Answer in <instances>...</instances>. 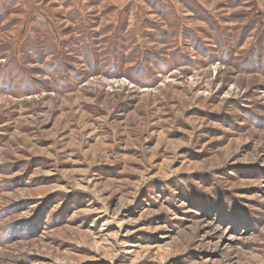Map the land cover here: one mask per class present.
Instances as JSON below:
<instances>
[{"label":"rangeland","instance_id":"rangeland-1","mask_svg":"<svg viewBox=\"0 0 264 264\" xmlns=\"http://www.w3.org/2000/svg\"><path fill=\"white\" fill-rule=\"evenodd\" d=\"M148 1L0 0V264H264V0Z\"/></svg>","mask_w":264,"mask_h":264},{"label":"trees","instance_id":"trees-1","mask_svg":"<svg viewBox=\"0 0 264 264\" xmlns=\"http://www.w3.org/2000/svg\"><path fill=\"white\" fill-rule=\"evenodd\" d=\"M148 2H150V5L152 6V8H153V11H154V13L155 14H157V15H160V16H163L164 18H166L168 21H169V24L170 25H168L170 28H176L175 27V25H174V22L172 21V20H170L171 18H169L168 16V8H166V6H164L160 1H156V0H151V1H148ZM194 14H197L198 16H199V14H200V17L205 21V22H207L208 24H210V18L208 17V15H205V12L204 11H201V10H199V13H198V11H195V12H193ZM262 17H263V13H258V14H255V24H257V26H259L260 28L262 27L263 29H261V30H259V34L258 35H260L261 36V41H256L255 40V42H254V47H253V49H251V52H250V57H249V61L251 60V59H255L256 60V62H253V64H255L256 66L253 68V70H256V69H261V70H264V19H262ZM254 20V19H253ZM211 24H213L212 22H211ZM77 30V29H76ZM86 29H84V28H80V30L78 31L79 32V34L80 35H82V37H80V40H82L83 41V38H88L89 39V37L88 36H90V39H93L94 37L93 36H91V34L89 33H87L86 31H85ZM121 34V33H120ZM118 37V36H117ZM94 40V39H93ZM118 40H119V42H121V43H126V39L124 38V39H122L120 36H119V38H118ZM159 40V39H158ZM161 41H164V38L162 39H160ZM157 41V40H156ZM93 42L94 41H92V44H91V42H89V41H86V43H85V46H89V45H93ZM118 42V44H116L115 46H113V47H111V48H109L108 49V52H105L104 54H106V56H107V54H111V59L112 60H115L116 62L118 61L119 62V60H120V63L121 64H123L124 63V60H125V58L123 59V56H124V54H125V50H126V46L125 47H122L124 44H121V43H119ZM189 42H193V43H196V41L193 39V38H191L190 37V41ZM217 42V41H216ZM218 43V42H217ZM52 45L53 44H51V42H48L47 44H46V46H45V48H46V54H47V56L49 55H53V52L55 53V49H56V46L55 45H53V48H52ZM233 49V47L231 46V45H229L228 47H226V48H222L221 50H220V52L219 53H221V57L219 58V60L220 61H222V62H227V58H222V56H224L225 55V53H227L228 52V50H230V49ZM31 49H34V48H31ZM125 49V50H124ZM44 50V49H43ZM107 51V50H106ZM123 51H124V53H123ZM255 54H258L257 56V59H256V56H255ZM248 55V56H249ZM26 57H28L27 55H26ZM58 57V56H57ZM54 58V56H53V58H52V62H51V64H50V66H48L49 67V69L51 70V69H53V70H57L58 72H59V74L61 73V70H63V68H64V58H62V57H58V58ZM93 57V54L92 55H90L89 57L87 56L86 58H85V60L86 61H90L91 59L90 58H92ZM64 61V62H63ZM27 63H29L28 61H27ZM136 66H138V65H136L135 64V66H133L132 68H129L128 70H127V72L128 73H132V71L134 70L133 68H135ZM7 67V68H6ZM19 63H18V61L17 60H13V61H9V63H6L5 64V66H4V68L3 67H1L0 68V73L3 71V72H7V73H9L10 74V76H11V81L14 79V78H18V80H19V84L17 85V87H19L20 89L21 88H23V81L22 80H26L27 79V77H26V74H25V72L22 70V69H20L21 67H19ZM90 67H94V65L92 66H90ZM65 70V69H64ZM122 71V68L121 67H119V71ZM260 70V71H261ZM52 72H54V71H52ZM126 72V71H125ZM62 73H64L63 71H62ZM127 73V74H128ZM53 74V73H52ZM93 74H96V73H93ZM57 75V74H56ZM55 75V76H56ZM107 75H109V76H111V77H113L114 75H113V73H107ZM58 76V75H57ZM80 78L79 77H77V81H80L79 80ZM21 80V81H20ZM20 85V86H19ZM1 91H4V90H1Z\"/></svg>","mask_w":264,"mask_h":264}]
</instances>
